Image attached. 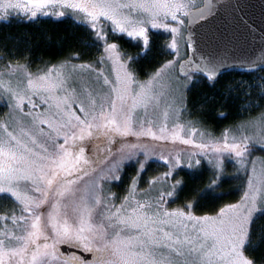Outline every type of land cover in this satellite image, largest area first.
<instances>
[{"label":"snow or ice","instance_id":"1","mask_svg":"<svg viewBox=\"0 0 264 264\" xmlns=\"http://www.w3.org/2000/svg\"><path fill=\"white\" fill-rule=\"evenodd\" d=\"M188 8L189 4L183 0H41L39 7L31 10L30 21L39 15L56 16L58 22L66 16L78 18L77 27L83 26L91 37L92 43L86 46L95 47L97 55L89 63L73 64L76 75L70 78H62L67 67L62 64L59 73L55 67L48 69L39 83L29 80L27 87L14 89L9 85L4 89L9 112L8 121L0 125V194L13 200L5 219L18 225L22 234L4 230L0 238V264H50L49 258L54 261L57 255L56 245L73 241L94 253L88 264H257L255 257L246 253L264 244V236L256 235L254 240L252 230L255 219L264 218V169L259 181L254 163L252 174L248 175L244 161L251 150L243 138L237 142L235 137L224 136L222 144L182 140L201 152L209 149L214 156L210 161L213 166L210 186L199 195L213 194L221 185L217 170L225 155L234 156L246 174L240 201L221 207L217 216L194 215L191 209L198 201L185 202L183 209L169 210L166 206L179 199L187 186L177 171L179 157L165 160L167 171L162 177L144 181L147 187L143 195L148 199L142 202L136 196L145 161L138 156L149 155L143 145L121 141L116 149L119 157L98 175L89 167L85 155V141L101 128L105 135L167 139V124L159 127L157 135L148 109L152 107L155 112L160 106V95L152 91L153 81L174 62L163 63L148 81L140 82L132 65L141 53L120 55L118 44L110 41L122 40L124 35L138 42L142 40V45L138 43L135 47L142 46L146 56L150 51L149 28L163 29L173 35L169 47L178 55L176 37L185 25L184 17L190 15ZM199 16L202 24L208 23L212 19L211 9L201 11ZM51 39L48 37L50 42ZM85 42L88 40H82ZM73 59H81L80 54L68 58ZM106 68L115 74L114 79L109 78ZM77 75L81 79H76ZM242 86L243 82L230 83L229 94L240 92ZM252 87L251 84L243 87V94L251 96L248 89ZM168 88L171 104L186 107L190 85L181 86L179 95L171 82ZM259 98L264 101V90ZM138 108L144 110L143 114L137 113ZM164 118L167 121V111ZM176 128L182 131L179 125ZM172 138H178L175 130ZM109 142L113 140L110 138ZM253 147L264 152V143ZM126 161H135L139 169L138 175L130 179L129 194L120 198L105 186L121 180ZM200 165V159H190L188 163L189 168ZM62 198L67 200L65 207L76 213L79 223L75 229L69 226L67 218L58 219ZM46 204L50 211L42 210ZM94 213L99 216V224L93 223ZM48 224L52 236L45 231ZM86 233H95L105 241L102 247H91ZM66 264L85 262L73 257Z\"/></svg>","mask_w":264,"mask_h":264},{"label":"trees","instance_id":"2","mask_svg":"<svg viewBox=\"0 0 264 264\" xmlns=\"http://www.w3.org/2000/svg\"><path fill=\"white\" fill-rule=\"evenodd\" d=\"M48 37L52 38L51 42ZM84 39H87L88 42L83 44L82 40ZM166 39L164 35H150V51L146 56H143L146 50L142 49V46L135 47L138 43L134 44L130 39L123 37L122 40L112 42L118 44V49L122 55L124 52L130 55H136L137 52L141 53V56H137V63L134 62L132 68L135 70L138 79H145L168 60L169 54L166 52L164 45ZM90 43H92L90 34L86 32L84 27H77L76 23L67 18L58 22V20L49 18L25 21L11 17L7 22H0V66L3 68L0 71L6 70V66L10 64L24 66L25 69L36 70L35 72L38 73L37 71L63 63H89L97 55L95 47L86 46ZM78 54H80L81 59L68 60L71 55ZM190 76L193 77V81L189 84L190 88L186 93L189 102L186 107L183 106L184 120L187 124L190 123L189 125L206 131L213 137L223 134L226 130L236 135L240 125L264 110V101L259 98V93L264 90V79H261V77H264V69L254 72L228 71L220 75L215 82H210L198 74H191ZM240 82H243L241 91L229 94V84H240ZM249 84L253 85L252 88L248 89L251 96L243 94V87ZM256 85H259V87H256ZM2 103L0 100V119L5 113ZM132 139L131 137L130 139L123 137L119 141L114 139L110 152L106 156L103 155V158L97 159L100 163L94 167L96 172L107 171L110 166L108 160L121 141L129 145L141 144L138 141L142 139ZM94 147L95 145L92 142L86 150L89 152L94 151ZM155 147L154 151L148 152L147 157L161 158V155L164 157L177 150L175 145L168 144V141L157 142ZM250 147L254 150L250 148L251 154L245 158L249 161L255 158H264V152L256 150V147ZM152 149L153 147L150 150ZM204 152L208 155L212 154L209 149H205ZM147 157L144 155L141 160ZM236 165L237 162L231 157H229V160H223L221 168L217 170V179L221 182V185L213 190V194L203 196L199 195V192L210 186L209 179L213 170L212 164L208 165L202 160L201 165L193 169L177 168L179 177L185 181L187 186L180 194V198L174 203L168 204L167 207L170 209H183L185 202L198 201L191 211L193 214L200 216L216 214L221 207L236 203L241 198L242 186L246 187V176L242 174L243 171L238 170ZM138 167L135 163L125 164L120 173L121 180L118 185L110 187L111 192L115 191L119 194V189L122 191L124 188H129L130 179L135 176ZM164 172L165 164H159L154 160L145 162L140 190L146 188L147 184L144 181L154 180L158 176H162ZM172 182V180L169 181V183ZM105 187L107 188V185ZM12 206V199L0 196L1 238H3L2 233L6 227L13 225L10 219V222L5 219L9 215L8 209ZM17 227L19 226L17 225ZM252 230L254 240L256 235L264 236V218L257 217L252 224ZM246 255L254 256L257 264H261L264 261V244L255 251L249 249Z\"/></svg>","mask_w":264,"mask_h":264},{"label":"rangeland","instance_id":"3","mask_svg":"<svg viewBox=\"0 0 264 264\" xmlns=\"http://www.w3.org/2000/svg\"><path fill=\"white\" fill-rule=\"evenodd\" d=\"M40 2H41V0H0V22H7L11 17H16V18H19V19H22L25 21H29L28 17L30 16L31 10L39 7ZM122 2H128V0H122ZM160 2H166V0H160ZM183 2L186 4H189V8L187 10L190 11L191 9L199 6L202 3V0H183ZM47 11L51 12L52 9H47ZM56 11L59 12L60 9H57ZM39 18H49L52 20H57L56 16L39 15V17L37 19H33V21L38 20ZM66 18L71 20L73 23H76V24L79 22L78 18H74L71 16H66L65 18H62V19H66ZM184 19H185V25L182 28L181 33L176 37L178 47H179V54L178 55L174 52V50H172L169 47V45L171 44L172 39H173V35L170 32L165 31L163 29H151V28H149V36L150 35H164V36H166L167 39L164 41V45L166 47V52L169 54V58L167 61L171 60L174 62L170 66V68L165 69L164 74L159 79L153 81L152 91L155 94L160 95V106H159V108H157L155 110V112H153L152 107H149V109H148V112L150 114V118H152L155 121V126L153 127V131L156 132L157 135H160L159 127L165 123L167 124V130L165 133L167 136V139H153L151 137H141L140 139H142V140H140L138 142H141V145H143L147 149L148 152L154 151L156 149L155 144H157V142L159 143V142H166V141H168V144L175 145V148L177 150L174 153L172 152V153H169L168 155H165L164 159H161L159 157L153 158L150 156L144 160H141V158H143V156H144L142 153L138 156V159H140L141 161H145V162H147L148 160L149 161L154 160L155 162H157L159 164H165V171H167V165L165 163V160L168 157H172L173 159L179 157L180 158V164L178 165L177 168L184 167L187 169H193L194 167L195 168L198 167V166H194L193 168H189L188 163H189L190 159H192L193 161H194V159H200L201 161L204 160L206 163H208V165L211 164L210 161H212L214 159L213 154L205 155L203 152H201V150L196 149L193 144H188V145L183 144L182 143L183 139H190L194 142V144L195 143H208V144L219 143V144H222L224 142L222 137L228 136L229 138H232V137L237 138V142H239V140L243 138L244 142L248 143L250 146L259 145L261 143H264V110L257 113L255 116L251 117L246 123L240 125L238 127L239 130L236 131V135H234L233 132H229L226 130L223 134L213 137L210 134H208L206 131H203L199 128H195L192 125H189L190 123H188V124L186 123V121L184 120L183 105H180V104L172 105L171 104V93H170V89L168 88L169 82H171L173 84V86L177 88V95H179V88L181 86H183L184 84H190L193 81L192 76L189 75L185 78H181L177 72V68H178L179 63L186 58V54H187L186 46L184 43L186 17H184ZM173 26H175V25H173ZM124 37L127 39H130L126 35H124ZM131 41H133L134 44L139 43L140 45H142V40L139 42L136 40H131ZM110 42H112V41H110ZM142 49H144V48L142 47ZM141 51H143V50H141ZM118 52L120 53V55H122V53L119 51V49H118ZM80 63H83V62H78L76 65H78ZM63 64H66L67 67H65L63 69V74H62L63 77L62 78H70L71 76L76 75L75 73H73V70H72L73 64H71V63H63ZM110 64H111V62H109V65ZM60 65H62V64H59L57 66H50L46 69L37 71L38 73H36L35 72L36 70L30 71L27 68L25 69L24 66H19L16 64L15 65L10 64L9 66H6V68H7L6 70L0 71V100H1V102H3L2 103V106L4 107L3 111H5L4 116H2V118L0 119V125L4 124L6 121H8L7 113L9 112V108H7L5 106L8 97H7V93L4 91V89L7 88L9 85L14 89L17 87H20V88L27 87V83L29 80L36 82V83H39V82H41L40 77L43 75H46L48 69L55 67L57 69V73H59L61 71V69L59 67ZM159 68H157L156 70H158ZM0 69H3V68L0 66ZM77 71H79V70H77ZM105 71L109 75V78L114 79L115 74L111 72L110 68H106ZM152 74L150 76L146 77L145 79H138V78L137 79L140 82H146L151 78ZM76 79H81V77L77 75ZM136 111H137V113L143 114L144 110L142 108H138ZM165 111L168 112L167 121H165V118H164V112ZM177 125H179L181 127L182 131L176 128ZM137 127H138V125H137ZM174 130L177 132V137H178L175 140H173V138H172V134H173ZM97 136H105L103 128H101V130L98 132H94V135L85 141L86 146L88 147L89 145H91L93 142V139ZM106 136L108 138H107V141L105 144L95 146L94 151L89 152L86 150L85 155L90 161L89 167L94 168L97 164L100 163L99 160H97V159L103 158V155L106 156L110 152V150L113 147V143H114V142L113 143L109 142L110 138L113 141H114V139H117V141L123 139V137H120L114 133L110 134V135H106ZM132 138L137 139L136 137H131V139ZM127 139H130V137H127ZM151 147H153L152 150H150ZM250 148H252V147H250ZM116 149H114L115 152L112 154V157L108 160V163L110 165H112L114 163V161L120 155V153H118L116 151ZM195 153H200V154L193 156V154H195ZM151 158H153V159H151ZM231 158L234 159V161H236L234 156ZM222 160H229V157L227 155H225L224 157H222ZM244 162H245L247 169H248V175L252 174L253 163L255 164L257 181H259L261 171H262V169H264V158L252 159L251 163L249 162V160L247 158H245ZM127 163L133 164V163H135V161H132V162L126 161L125 164H127ZM236 166H237L238 170L240 169L241 171H243L242 174H245L243 168L239 164H237ZM138 169H139V167H138ZM138 169H137V172L135 173V176L138 175ZM100 173H102V172H95V175H98ZM245 176H246V174H245ZM154 180H156V179H154ZM170 180H171V178L168 179V182ZM151 181H153V180H151ZM119 182H120V180L110 182L109 184H107V188L111 187L112 185L113 186L118 185ZM54 187H56V186L54 185ZM146 187H147V185H146ZM129 189H130V187L124 188L122 191H121V189H119V194H117L115 191L111 192V193L115 194V196H117V197L123 198L124 196H127L129 194ZM143 190L144 189L140 190V187H139L137 190V196H136V198L138 200H141L142 202H143V200L148 199L147 196L143 197L144 196ZM0 196L7 197L4 194H0ZM239 201H237L236 203H238ZM115 202L117 204H119L120 200H117ZM60 204H61V207L58 209V213H59L58 219L62 221V219L67 218L68 222H69V226L72 229H75L79 223V221L76 218V213H74L70 207H65V204H67L66 199L62 198L60 200ZM166 206H168V205H166ZM226 207H224V208H226ZM168 209L174 210V209H170V208H168ZM42 210L43 211H50L49 205H47V204L44 205ZM218 213L219 212H217L216 214L208 215V216H217ZM196 216H199V215H196ZM200 216H205V215H200ZM93 217H94L93 223L99 224L100 223L99 216L96 213H94ZM7 221H9V220H7ZM45 221H46V217H45ZM61 226H62V224H61ZM6 229L9 232V234H16V235L22 234L20 227H17V225L16 226L15 225L7 226ZM45 231L50 236L54 235V233L52 232L50 224L47 225V227L45 228ZM86 235L89 236L90 246L93 248L102 247L103 243L105 242V241H101L96 236L95 233H86ZM110 238H111V230H109V239ZM49 243H51V240H49ZM60 244H67V245L74 247L76 249L85 251L82 246H77L75 241L69 242V243H58L56 245V248ZM85 252H90V251H85ZM49 260H50V264H66V262H69V261L62 259V257L59 255L58 251H57V255H56L55 260L52 261L51 258H49ZM85 264H88V262H85Z\"/></svg>","mask_w":264,"mask_h":264},{"label":"water","instance_id":"4","mask_svg":"<svg viewBox=\"0 0 264 264\" xmlns=\"http://www.w3.org/2000/svg\"><path fill=\"white\" fill-rule=\"evenodd\" d=\"M208 9L212 19L202 24L199 13ZM189 13L184 35L187 56L177 68L181 78L198 74L215 82L228 71L264 69V0H203ZM93 142L101 145L106 138L98 136ZM58 250L65 257L74 255L84 262L94 257L93 252L67 244L59 245Z\"/></svg>","mask_w":264,"mask_h":264},{"label":"flooded vegetation","instance_id":"5","mask_svg":"<svg viewBox=\"0 0 264 264\" xmlns=\"http://www.w3.org/2000/svg\"><path fill=\"white\" fill-rule=\"evenodd\" d=\"M59 255H60V254H59ZM60 256H61V255H60ZM61 257H62V259L71 262L72 259H73V257H75V256H74V255H69V256H67V257H63V256H61ZM76 258H77V257H76ZM77 259L80 260L79 258H77Z\"/></svg>","mask_w":264,"mask_h":264}]
</instances>
